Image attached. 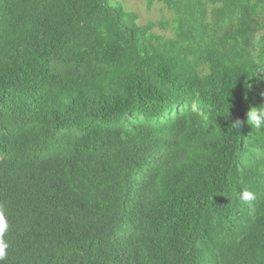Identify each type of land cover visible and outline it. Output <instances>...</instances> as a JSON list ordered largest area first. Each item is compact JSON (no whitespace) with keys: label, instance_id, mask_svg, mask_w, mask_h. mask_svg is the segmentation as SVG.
<instances>
[{"label":"trees","instance_id":"obj_1","mask_svg":"<svg viewBox=\"0 0 264 264\" xmlns=\"http://www.w3.org/2000/svg\"><path fill=\"white\" fill-rule=\"evenodd\" d=\"M154 4L0 0V264H264V0Z\"/></svg>","mask_w":264,"mask_h":264},{"label":"clouds","instance_id":"obj_2","mask_svg":"<svg viewBox=\"0 0 264 264\" xmlns=\"http://www.w3.org/2000/svg\"><path fill=\"white\" fill-rule=\"evenodd\" d=\"M264 70V66H260ZM244 123H248L254 126L255 130L264 131V104H261L259 108H251L246 113V120L235 119L232 121L231 126L233 129L240 130L241 126ZM256 195L253 191L248 190L247 188L243 189L239 193V199L242 202H251L255 200ZM8 224L5 218L3 209L0 208V237L3 236L4 232L7 230ZM7 244L0 239V262H2L6 255Z\"/></svg>","mask_w":264,"mask_h":264},{"label":"rangeland","instance_id":"obj_3","mask_svg":"<svg viewBox=\"0 0 264 264\" xmlns=\"http://www.w3.org/2000/svg\"><path fill=\"white\" fill-rule=\"evenodd\" d=\"M127 10H135L139 14V22L147 23L150 20H160L169 17V13L162 9L159 4H154L151 8L147 6V0H120ZM159 32L161 30H158Z\"/></svg>","mask_w":264,"mask_h":264}]
</instances>
